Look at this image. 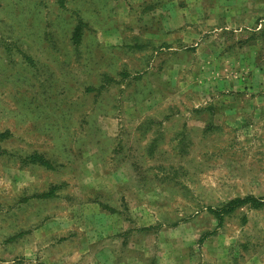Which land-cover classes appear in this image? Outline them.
Instances as JSON below:
<instances>
[{"label": "rangeland", "instance_id": "374dc122", "mask_svg": "<svg viewBox=\"0 0 264 264\" xmlns=\"http://www.w3.org/2000/svg\"><path fill=\"white\" fill-rule=\"evenodd\" d=\"M0 264H264V0H0Z\"/></svg>", "mask_w": 264, "mask_h": 264}, {"label": "trees", "instance_id": "16d2710c", "mask_svg": "<svg viewBox=\"0 0 264 264\" xmlns=\"http://www.w3.org/2000/svg\"><path fill=\"white\" fill-rule=\"evenodd\" d=\"M245 200H248V201L252 202V204L254 206H259V205H261L263 203V200L262 199H256L254 197H245L243 199H234V200H231L228 203V206H230L229 209H232L233 207H235V204L241 203L242 201H245ZM216 212H219V211H216ZM218 214H221V213H218Z\"/></svg>", "mask_w": 264, "mask_h": 264}]
</instances>
